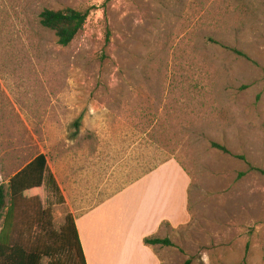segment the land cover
Wrapping results in <instances>:
<instances>
[{
    "label": "rangeland",
    "instance_id": "obj_1",
    "mask_svg": "<svg viewBox=\"0 0 264 264\" xmlns=\"http://www.w3.org/2000/svg\"><path fill=\"white\" fill-rule=\"evenodd\" d=\"M45 9L89 17L60 47ZM96 153L107 189L168 160L189 175L162 264H264V0H0V184L40 154ZM44 186L45 224L24 214L14 236L29 250L65 224Z\"/></svg>",
    "mask_w": 264,
    "mask_h": 264
},
{
    "label": "crops",
    "instance_id": "obj_2",
    "mask_svg": "<svg viewBox=\"0 0 264 264\" xmlns=\"http://www.w3.org/2000/svg\"><path fill=\"white\" fill-rule=\"evenodd\" d=\"M98 154L96 165L89 156L73 155L60 168L47 157L53 178L46 177L45 183L48 178L51 188L58 189L65 217L74 218L87 264H162L160 249L167 247L146 246L144 239L169 238L161 236L163 226L184 225L176 221L180 209L190 215L189 175L168 160L124 186L107 189Z\"/></svg>",
    "mask_w": 264,
    "mask_h": 264
},
{
    "label": "trees",
    "instance_id": "obj_3",
    "mask_svg": "<svg viewBox=\"0 0 264 264\" xmlns=\"http://www.w3.org/2000/svg\"><path fill=\"white\" fill-rule=\"evenodd\" d=\"M88 17V11L45 9L39 16V24L44 31L54 33L58 46L67 47L83 30ZM210 42L220 44L214 40H210ZM225 48L249 61L251 60L247 54L241 51ZM81 122L82 117L74 123L77 130L75 137L78 136ZM212 146L221 152L231 154L226 147L220 144L213 143ZM237 158L246 160L245 157ZM157 167L158 165L150 171ZM47 172V156L40 154L13 174L9 178L8 185L0 184V264H43L45 258L51 260L48 264H58V259L54 260V257H58L61 253H66L69 256V264H87L75 220L71 215L66 216L65 224L59 233L51 234L53 245L48 242L45 246L29 250L21 244L14 243V236L20 227L19 219L22 215H34V223L39 227L46 222L44 219L48 214L42 209V188L45 185L46 177L51 180L53 178ZM262 173L264 172L262 171ZM43 228L45 229V226ZM47 232L49 230L45 229L46 234ZM144 244L146 246L175 247L170 238L149 237L144 239ZM185 264H191V261L188 260Z\"/></svg>",
    "mask_w": 264,
    "mask_h": 264
}]
</instances>
